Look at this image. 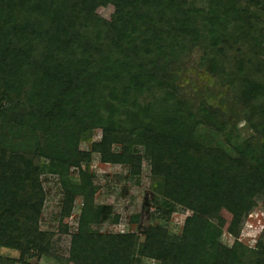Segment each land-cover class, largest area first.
I'll use <instances>...</instances> for the list:
<instances>
[{"label":"trees","instance_id":"obj_1","mask_svg":"<svg viewBox=\"0 0 264 264\" xmlns=\"http://www.w3.org/2000/svg\"><path fill=\"white\" fill-rule=\"evenodd\" d=\"M107 3L111 20L97 13ZM193 51L230 106L181 94L178 64ZM93 130L100 138L81 148ZM95 153L131 176L144 154L163 178L139 233L93 227L110 211L94 202ZM44 172L62 187L60 219L72 213L74 184L82 191L67 257L51 251L55 233L40 225ZM257 197L264 203V0H0V248L18 250L21 263L133 264L139 254L159 264H246L237 236ZM178 209L191 214L174 232ZM222 209L232 216L230 246L206 236L210 222L224 224ZM250 264H264V230Z\"/></svg>","mask_w":264,"mask_h":264},{"label":"rangeland","instance_id":"obj_2","mask_svg":"<svg viewBox=\"0 0 264 264\" xmlns=\"http://www.w3.org/2000/svg\"><path fill=\"white\" fill-rule=\"evenodd\" d=\"M115 7L111 3L99 6L97 13L105 19L111 20L114 15ZM199 51H193L180 64L179 84L181 94L192 103L196 104L204 100L207 94H211L213 102L218 105L219 100L224 98V106H230L231 97L219 80L210 76L205 68L199 63ZM219 106V105H218ZM222 106V104L220 105ZM241 125V124H240ZM244 126L241 125V128ZM247 134V130H245ZM101 136L100 130L87 132L81 138L80 147L88 149L90 143L98 140ZM121 136L115 134L113 137V149L120 151ZM140 152L143 153L140 148ZM87 170L91 175L92 183L95 188L94 202L98 205H109V217L93 227L102 232H136L139 233L141 226L149 221V212H154L156 204L154 199L163 194V178L154 176L150 172L148 157L143 154L142 170L139 176H131L129 169L123 165H112L100 160L98 154H93L92 160L88 164ZM77 169H71V176L77 177ZM42 182L46 191V200L41 214L40 225L42 229L54 231L51 242V251L63 257L68 256L70 233L75 231L77 226L80 209L82 206V191L77 184H74L75 195L67 202L73 205L72 213L69 217L60 219L61 208L64 204L63 191L56 176L44 172ZM148 205L149 211L145 209ZM245 219L241 225L237 240L242 244L240 250V259L250 264L256 254L257 240L264 230V203L261 197L248 202L244 208ZM191 214L188 209H178L170 214V229L179 232L184 224L185 218ZM224 218V224L218 226L210 222L206 231L209 240L220 238L223 243L230 246L234 236L229 234L228 225L232 218L226 210H221ZM63 224H68L69 233L62 232L60 229ZM142 240L143 235H139ZM196 245H200L202 239L197 237L189 238ZM138 248V247H137ZM140 248V247H139ZM0 254L3 258L2 264H60L51 256L26 257L24 263L18 260L20 254L18 250L0 248ZM133 264H159L153 258L137 255Z\"/></svg>","mask_w":264,"mask_h":264}]
</instances>
